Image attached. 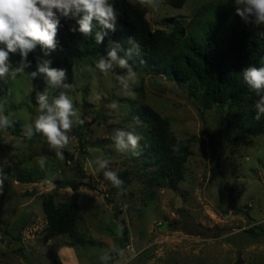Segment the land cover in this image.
Listing matches in <instances>:
<instances>
[{
  "label": "rangeland",
  "instance_id": "rangeland-1",
  "mask_svg": "<svg viewBox=\"0 0 264 264\" xmlns=\"http://www.w3.org/2000/svg\"><path fill=\"white\" fill-rule=\"evenodd\" d=\"M228 1L185 0L179 8L161 0L156 8L141 4L148 6L153 27H163L166 18L174 17L200 33L213 16L227 14ZM207 16L212 17L204 19ZM122 51L118 56L125 58ZM99 57H85L71 68L74 87L69 95L85 125L73 128L75 139L63 150L64 160L42 135L30 140L24 135L25 125L38 115L31 80H5L0 104L13 126L0 130V168L8 176L0 190V264L101 262L117 244L115 235L122 228L113 203L120 209L128 245L112 264H233L237 258L241 264H264V131L255 137L243 134L235 108H203L186 84L162 71L145 73L139 62V83L131 85L132 95L117 81L126 72L116 65L107 76L101 74L95 67ZM45 90L50 103L60 91L43 82L40 92ZM113 101L119 103L118 111L110 108ZM144 106L166 118L171 136L190 151L175 189L147 182L142 155L119 151L112 139ZM145 129L143 122L138 130L143 135ZM41 156L47 157L44 169L38 162ZM97 156L110 160V170L129 171L122 198L109 190L103 171L89 164ZM78 163L85 178L79 176ZM57 179L87 184L76 190L53 188ZM50 194L55 201L69 198L78 203L81 215L75 225L82 242L53 232L42 208Z\"/></svg>",
  "mask_w": 264,
  "mask_h": 264
},
{
  "label": "trees",
  "instance_id": "trees-1",
  "mask_svg": "<svg viewBox=\"0 0 264 264\" xmlns=\"http://www.w3.org/2000/svg\"><path fill=\"white\" fill-rule=\"evenodd\" d=\"M161 1L176 8L185 2ZM110 2L120 12V16L115 23V31H108L103 43L97 44L95 41V32L100 30L99 25H96L92 35L84 36L79 32L69 31V27L75 25L74 20H61L62 27L58 31L56 49L45 55L46 50L38 45L34 52L29 53L28 60L32 67L27 71L36 69L38 58L40 61L50 60L51 67L67 69L68 82L71 83L72 66L85 57L105 56L111 41L120 45L123 57L125 56L134 70L139 62L145 73L162 71L170 80L186 84L188 93L198 98L201 107L226 105L231 110L235 108V114L239 116L237 125L243 134L255 137L263 133L264 115L259 119L255 118V103L259 97L245 83L242 70L250 65L264 67V25L256 26L243 21L235 14L236 3L232 0L227 3V14H219L212 19V16L204 17L210 20L204 24L205 27L200 33L190 31L191 27L187 26L185 20H176L174 17L166 18L163 27H153L148 17V6L132 0ZM19 60L18 53L11 55L13 66ZM118 71L126 72V69ZM8 78L0 79V96L5 94V80ZM43 82H47L43 75L31 81L36 92H40ZM138 117L146 124L144 140L141 141L138 153L142 155L141 169L147 182L158 187L175 189L177 183L183 179V165L190 153L188 146L171 136L168 120L150 107H142ZM14 126L18 127L19 122L14 121ZM78 165L79 176L85 178L82 165ZM146 167L151 169L148 171ZM117 173L124 182L120 189L114 187L105 176L102 180L112 193L115 192L122 198L130 182V175L127 169ZM86 184L81 179L55 181L56 188L72 190ZM55 200L50 194L42 201L47 223L53 232L67 233L74 243L82 242L75 225L81 215L78 203L69 198ZM113 204L115 218L122 224V228L115 235V246L124 250L128 245L127 229L120 217L118 204ZM18 247L21 249L22 245ZM110 254L112 259L107 264H112L118 256L114 248ZM55 261L60 264L58 259ZM233 264H241V259L237 258Z\"/></svg>",
  "mask_w": 264,
  "mask_h": 264
},
{
  "label": "clouds",
  "instance_id": "clouds-1",
  "mask_svg": "<svg viewBox=\"0 0 264 264\" xmlns=\"http://www.w3.org/2000/svg\"><path fill=\"white\" fill-rule=\"evenodd\" d=\"M141 3L153 8L159 6V0H141ZM235 3V14L243 21L256 26L264 25V0H235ZM119 16L120 12L110 0H0V79L26 76L33 81L43 75L49 88L60 90L51 103L48 90L36 93L38 115L32 123L25 125L24 133L29 140L37 133L42 135L60 160L65 159L63 150L75 139L72 135L73 128L83 125L85 121L69 95V90L74 86L68 82L67 69L51 67L50 60L40 61L38 58L36 69L27 71L32 67L28 60L29 53L34 52L38 45L46 50L45 55L56 49L61 20H74L75 25L70 26L69 31L79 32L84 36L92 35L96 25H99L95 41L101 44L108 31H115L114 26ZM120 50L118 43L110 41L106 56L96 59L95 67L105 76L116 65L126 69V74L118 75L117 81L124 90L134 95L131 85L139 83L138 74L127 59L118 56ZM17 53L20 60L13 66L11 55ZM242 72L245 83L259 97L255 103V118L259 119L264 115V67L250 65ZM110 108L118 111L119 103L113 101ZM3 111L4 106L0 104V130H7L13 126V121ZM142 125L143 122L137 116L126 127L115 130L112 139L119 151L138 154L141 141L144 140L138 130ZM38 162L40 168L44 169L47 157L41 156ZM89 164H94L97 171H103L105 178L114 187L122 188L124 182L116 171L110 170L108 158L97 156ZM7 179L6 171L0 168V190ZM52 187L55 188L54 183ZM113 248L118 255H124L122 249L115 245ZM100 259L103 264H107L112 256L105 252Z\"/></svg>",
  "mask_w": 264,
  "mask_h": 264
}]
</instances>
